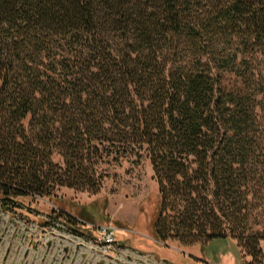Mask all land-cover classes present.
<instances>
[{
	"label": "trees",
	"instance_id": "obj_1",
	"mask_svg": "<svg viewBox=\"0 0 264 264\" xmlns=\"http://www.w3.org/2000/svg\"><path fill=\"white\" fill-rule=\"evenodd\" d=\"M139 152L153 238L262 263L264 0H0V203Z\"/></svg>",
	"mask_w": 264,
	"mask_h": 264
},
{
	"label": "rangeland",
	"instance_id": "obj_2",
	"mask_svg": "<svg viewBox=\"0 0 264 264\" xmlns=\"http://www.w3.org/2000/svg\"><path fill=\"white\" fill-rule=\"evenodd\" d=\"M98 172L96 194L58 187L53 200L22 199L19 204L15 199L11 209L0 203V264L250 262L251 257L230 238L213 239L200 247L152 237L146 228V213L157 197V186L145 153L117 161L102 159ZM61 211L74 217L75 222L59 216ZM104 225L114 230L110 244L104 241Z\"/></svg>",
	"mask_w": 264,
	"mask_h": 264
},
{
	"label": "built area",
	"instance_id": "obj_3",
	"mask_svg": "<svg viewBox=\"0 0 264 264\" xmlns=\"http://www.w3.org/2000/svg\"><path fill=\"white\" fill-rule=\"evenodd\" d=\"M113 231H114L113 229L106 228V227H105V229H103L104 241L106 243H109V244L112 243L113 235H114Z\"/></svg>",
	"mask_w": 264,
	"mask_h": 264
},
{
	"label": "crops",
	"instance_id": "obj_4",
	"mask_svg": "<svg viewBox=\"0 0 264 264\" xmlns=\"http://www.w3.org/2000/svg\"><path fill=\"white\" fill-rule=\"evenodd\" d=\"M260 248H261V251H262V254H263V259H264V252H263V248H264V241H261L260 244H259ZM262 264V263H261Z\"/></svg>",
	"mask_w": 264,
	"mask_h": 264
}]
</instances>
